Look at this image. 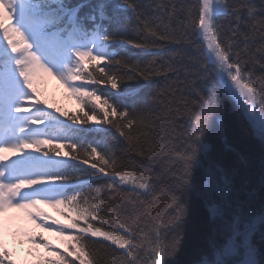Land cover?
<instances>
[{"label":"snow or ice","instance_id":"snow-or-ice-1","mask_svg":"<svg viewBox=\"0 0 264 264\" xmlns=\"http://www.w3.org/2000/svg\"><path fill=\"white\" fill-rule=\"evenodd\" d=\"M109 7L0 0V264H264V0ZM124 11L131 36L105 23ZM46 78L77 112L46 110Z\"/></svg>","mask_w":264,"mask_h":264},{"label":"trees","instance_id":"trees-1","mask_svg":"<svg viewBox=\"0 0 264 264\" xmlns=\"http://www.w3.org/2000/svg\"><path fill=\"white\" fill-rule=\"evenodd\" d=\"M73 4L79 3L80 0H71ZM95 2V0H94ZM151 2L153 6L156 4L157 0H139V3L141 5L147 4ZM254 3H259V0H253ZM108 3L110 5L108 11L111 13L112 8L116 5L122 4V0H108ZM149 14H151V9H149ZM130 13L124 11L120 13V23L119 24H112L107 25L109 31H117L122 36H131L132 33L127 30L124 27L126 17H128ZM190 51V50H189ZM165 58H167L170 55V50L165 49L162 53ZM135 59H150V56H141L140 54H136L134 57ZM142 83V82H141ZM208 87H211V85H208ZM147 91V90H145ZM53 107H55V104H52ZM235 111V105L229 104V112L230 114ZM75 113V112H73ZM71 113V114H73ZM66 118V117H65ZM228 124V131L226 135L228 138L233 142V144L240 146L241 148H244L247 151H251L253 153L258 151V141L255 140L252 135L250 129L247 128L246 125H241L239 122H237L234 119H229L227 121ZM218 129L219 125L216 123H213L212 126L209 129L208 132V138L207 142L212 146L213 151L218 150V148L222 145L223 140L218 136ZM195 225V220L193 221V226ZM190 257V250L186 247L181 249V251L177 254L176 259L183 262L184 260L188 259Z\"/></svg>","mask_w":264,"mask_h":264},{"label":"rangeland","instance_id":"rangeland-1","mask_svg":"<svg viewBox=\"0 0 264 264\" xmlns=\"http://www.w3.org/2000/svg\"><path fill=\"white\" fill-rule=\"evenodd\" d=\"M42 91L45 93L42 94ZM41 94H42L41 98L43 99L44 97L45 100H47V98L51 100L54 97H57V102H58L57 106L58 107L62 106L64 109H67L68 111H74L77 107L75 101L72 100L70 97H68L67 94L64 92V89L61 88L60 85L55 80H52L51 78H46L45 83L41 86ZM41 211H43L45 214L49 216H52L56 220H60L61 223L62 222L66 223V221L63 220V217L60 215L61 210L59 209L42 206ZM9 215L20 217L22 219V226L27 227L28 229L36 233L44 235L45 238L48 239L52 244L58 245L61 247L64 245L65 242L62 241L59 237L50 235L48 233H40L39 229H34V227L29 222H27L26 219L23 218L22 213H10ZM6 239H7L9 251L16 254L17 257H20L22 253H25L27 250L31 248L30 245H25L23 249H18L16 245L13 243L10 233L7 235Z\"/></svg>","mask_w":264,"mask_h":264}]
</instances>
